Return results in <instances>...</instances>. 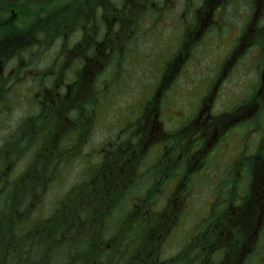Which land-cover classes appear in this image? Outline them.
<instances>
[{
	"label": "flooded vegetation",
	"instance_id": "1",
	"mask_svg": "<svg viewBox=\"0 0 264 264\" xmlns=\"http://www.w3.org/2000/svg\"><path fill=\"white\" fill-rule=\"evenodd\" d=\"M66 4L67 0H0V54L17 59L0 61V119L13 117L21 100L29 111L0 135V183L14 184L16 212L25 222L35 221L69 167L81 161L86 165L80 179L54 193L78 196L91 189L99 206L111 204L115 213L145 215L136 230L129 215L127 223L110 222V216L96 223L98 254L83 255L84 260L199 264L203 254L195 251L200 249L210 254L205 264H264V7L243 20L230 51H235L232 61L217 64L193 113H182L171 104L172 87L184 64H168V78L156 82L119 141L84 153L87 133L100 121L98 86L104 85L103 72L110 68L99 56L115 54L114 40L107 37L115 32H104L100 38L101 32L95 31L84 37L83 20L78 21L82 5L69 21ZM36 23L43 34L55 30L54 39L29 30ZM33 54L55 58L18 61L20 55ZM223 82H231V90L220 87ZM222 98L221 109L215 111ZM220 177L226 196L213 184ZM203 179H209L216 197L196 208L193 199L202 195L198 183ZM192 209L198 216L184 226L189 242L167 253L166 246ZM82 230L80 221L78 239ZM149 231L158 242L155 249L147 242ZM104 247L106 255L99 256ZM185 247L192 252L188 259L182 256Z\"/></svg>",
	"mask_w": 264,
	"mask_h": 264
},
{
	"label": "rangeland",
	"instance_id": "2",
	"mask_svg": "<svg viewBox=\"0 0 264 264\" xmlns=\"http://www.w3.org/2000/svg\"><path fill=\"white\" fill-rule=\"evenodd\" d=\"M191 8H187L185 13L181 14V10L183 9V3L182 0H168L169 5L162 6V22H161V31L159 32L156 30L157 26L154 25V22L149 19L146 25L152 26L153 29H141V32H135L133 35V40L136 41L137 47L135 48L133 53L134 56L136 55L135 52H139L140 57H141V47L143 46L144 48L142 51H145L144 54H150L149 50L154 51V58L151 60V62H147L143 67L141 66L142 61L141 58L138 60V58L134 57L130 53L132 48L130 46V43H128L127 47H125L123 54L125 55V62L121 65H117L116 63V70L113 73L110 74V69H107L106 76L104 79H109L108 83H113L114 81H118L119 76H123L124 78H128L132 67L135 66V63L139 62L138 65L135 67L134 71H132V76L131 79L126 80V84H119V86H115L116 89V95L117 98L115 99V102L110 103V112L107 113V116H100V121L98 124H96L88 133L86 136V143H88L85 147L84 153L89 152L90 148H97L98 146H102L107 142L109 139L112 140L114 138L115 133L117 131L118 127V121H119V116L117 115L118 111H125V115H121V120L124 118H129V117H134L136 114H132L131 111L137 112L140 110V103L141 101L135 102L137 99V88L141 87L142 88V93L145 94L143 100L147 97V94H149L154 86V83L161 79L162 74L165 72V68L167 66V58H168V53L170 52L171 48L175 51L178 49V45L176 46L174 42H176L175 37L177 34L173 33L178 30V24L182 22L183 17L186 14V16H189L192 13V11L200 5L201 0H191ZM250 0H231V2L224 7H222V10L218 11L216 15L213 16L214 22L213 27L209 30L206 28V32L209 31V34H205L202 36L200 40L199 47H195L197 51L199 50V57L197 58V62L194 60L192 63L194 64H200L202 68H206V71H209L212 67L211 62L214 61L215 59V53H213V47L211 46L210 43V36H213L215 34V40H214V45L215 49L214 51L219 55L224 54L225 52L228 51L229 48H226L225 50H222V43L225 41V36H227V41L226 44L232 39L237 30L238 26H241L243 23V15L246 12V9L250 10ZM181 17V18H179ZM191 19V18H190ZM185 22V21H184ZM224 24L223 31L224 33H219L216 30L218 29L219 31V26ZM185 31V26L182 27V33ZM169 32V33H168ZM217 32V33H216ZM164 33H167L164 35ZM164 39H162V38ZM175 39V40H174ZM171 42L170 44L168 43ZM165 43V46H163L161 49L160 46L162 43ZM233 42L230 43L232 45ZM148 47V48H147ZM165 53V54H164ZM55 56L53 54L49 55H35L34 58L36 61H45L49 62L51 58H54ZM133 58V59H132ZM133 62V64H132ZM41 66H44L43 63ZM142 67V70H140ZM137 75L139 76L138 79L133 80L132 78ZM122 77V78H123ZM205 78V75L200 73L197 77L194 78V81L191 82L189 81L190 77L189 75L184 72L179 76V82H178V87L177 90L174 91L176 94L175 99L177 102L180 103L181 107H178L179 109H183L182 106H189L191 108H195L197 105L198 100L195 98L188 97L192 95L190 90L194 86V91L195 93L197 91V86L202 82V80ZM236 76L234 77V79ZM121 79V78H120ZM29 84L26 83L24 84L21 88L23 91H25V88ZM234 84V83H233ZM237 84V83H236ZM121 86L123 89L126 90L125 93L122 91H117V87L121 89ZM232 83L227 82L226 83V90H231ZM231 95V94H230ZM102 100L104 98L102 97ZM135 102V103H134ZM134 103V109L132 110L130 105ZM28 103L25 101H18L17 107L14 110L13 117L8 118V116L5 117V119L2 117L0 120L3 122H0V135L3 133V130L6 129L8 125L14 124L17 119L21 118L22 116L26 115L29 113L28 108H27ZM123 114V113H122ZM180 119H183L181 117ZM171 125V123L169 124ZM22 165V163H19ZM86 164H81V161L79 162H74L72 166L69 167L67 171V177H65L64 181L58 186L51 191V195L49 196L47 202L49 204L53 203L55 198L59 196V193H55L52 195L54 192L61 191V189H64V185L66 184V187L68 188L75 182H77L80 178V170L85 167ZM18 170L20 167L17 168ZM211 171H207L206 174H210ZM11 175L13 171H10ZM214 185L217 186L218 193L221 196H226L227 192L225 189V184L222 182V178L220 177L218 180L213 182ZM200 192L201 194H196L195 199L193 201L195 202L196 206L194 207H205L209 201H213V199L216 197L215 192L213 188H211V184L202 182L200 185ZM219 195V196H220ZM51 197V198H50ZM189 201L193 204L192 197L189 198ZM190 204V206H192ZM210 211V210H209ZM195 210L192 209L191 213L185 216V219L182 221V226L175 232L174 234V240L169 242V244L166 246V252L167 253H173L176 250L180 249L182 246L183 242L185 241V228L184 226L189 222L193 223L196 222L194 220L195 217H197ZM44 217V216H42ZM110 222H113L111 220ZM3 224L6 225V221H3ZM260 263V261H259Z\"/></svg>",
	"mask_w": 264,
	"mask_h": 264
},
{
	"label": "trees",
	"instance_id": "3",
	"mask_svg": "<svg viewBox=\"0 0 264 264\" xmlns=\"http://www.w3.org/2000/svg\"><path fill=\"white\" fill-rule=\"evenodd\" d=\"M158 1L159 0H68L66 6L68 9V20L70 21V15L75 13L79 6L82 5V14L79 16L78 21L83 20L85 33L95 31L101 33L106 31L116 32L115 35H108L107 37L117 42L115 52L118 51L119 53H116L118 55L124 48L123 43L128 41L129 35L132 34L133 30L136 28L138 30V20L143 17V15L148 13L152 5L157 6ZM213 2L214 0H201V4L195 14H202L208 8L210 10ZM148 5L150 7H147ZM115 19L120 20L118 23L119 26L113 27L112 24ZM192 20L193 23H191V25L184 31V38L189 42L182 45V48L184 49H188L189 44L190 46L194 45V43H192L193 33L199 30L202 25L201 21L199 23V21L194 20L193 18ZM51 26H55L54 22L51 23ZM29 30H33L35 33L43 34L37 23L35 25H31ZM55 35V30L50 32L48 29H46L43 34V36H48L52 38V40ZM102 37H104L103 34L100 38ZM120 42L122 43L120 44ZM7 56L8 55L0 54V61L5 60ZM19 58L20 59H18V61L27 59L32 62L34 60V55H20ZM104 60L103 54H100L99 61L105 63L110 61ZM172 62H175V60L172 59ZM90 191L91 189H87L88 194L86 195L76 196L74 193L68 195L65 197L60 210L57 213L52 214L50 217H46L44 220H41L39 225L34 223L21 230H17V221L12 214L10 215L11 218L9 219V223L7 225L0 222V264H32L33 257L35 255H41L44 263L56 264L52 261V254H56L60 251L54 250L55 246H57L55 244L59 243H62V245L59 246L60 248L68 250L75 258L74 261L69 262V264H94L92 262L93 260L97 261L96 264H98L99 257L92 260H84L83 257V255H85L89 258H93L98 254L95 250L93 238V234L96 231V223H101L103 220H107L110 216L111 220L116 223H127L131 220L135 230L137 229L136 227L143 225L145 217L143 213H138L136 211L115 213L113 211H116V206H110L111 204L99 206L97 204V196L90 194ZM100 197L103 196L101 195ZM143 206L144 204H141L138 208H143ZM107 207H110V213ZM128 215L130 220L128 219ZM57 219H64L62 223L65 224L58 225L57 227L52 225L51 223ZM80 221L83 222V230L81 237L78 239L76 236V224ZM41 225L43 226L35 231V228ZM45 225H48L46 227V232L48 231L49 233L42 240L36 242V240L41 237L42 231H45ZM33 229L34 232H30L28 240L23 242V246L8 244V241L17 234L26 233L30 230L32 231ZM57 229H60V231L58 232ZM39 231L41 233L37 234ZM64 233H66V235ZM234 234H236V231H234ZM5 237L6 239H4ZM199 238L202 241L204 239L202 234ZM75 242L79 244L76 245L74 244ZM147 242L151 249H155L158 245L157 240L152 236L150 231L147 234ZM6 243L7 245H5ZM18 247L22 248L18 249ZM185 250L188 251L190 248L187 247ZM106 253L107 251L102 249V251L99 252V256L106 255ZM202 254L203 256L199 264H205L206 255L210 256V254L205 252V250L198 249L197 256ZM60 263L65 264L66 262L62 261Z\"/></svg>",
	"mask_w": 264,
	"mask_h": 264
},
{
	"label": "bare ground",
	"instance_id": "4",
	"mask_svg": "<svg viewBox=\"0 0 264 264\" xmlns=\"http://www.w3.org/2000/svg\"><path fill=\"white\" fill-rule=\"evenodd\" d=\"M198 57H199V54L196 53L193 48H189V49L185 50L184 52L177 54L174 57L175 62H173V67H175V66L181 67V65L184 64V66L180 68L181 69L180 72H184L185 74L187 73L190 77L189 80L191 82H193L194 78L203 72V74L205 75V78L197 86V91H202L203 88L207 85L209 79L212 78V76L210 74V70L206 71V68H202L200 64L192 63V61H194V60L197 62ZM108 80L109 79L103 78L104 85L98 86L99 91H101V90L108 91L109 90L111 83L109 84ZM224 86H226L225 82H223L220 87L223 88ZM193 88H194V86H193ZM225 89H226V87H224V90ZM223 97H224V94H223ZM63 220L57 219V220H54V222H52L51 224L57 227L58 225L65 224V223H62ZM42 226L43 225L36 227L35 231H37ZM47 226L48 225H45V231H42L41 237H39V239H37L36 242L42 240L49 233L48 231L46 232ZM30 232H34V229L32 231L30 230L29 232H26V233L17 234L16 236H14L12 239H10L8 241V244L9 245H15V246H23V242L25 240H28V236H29ZM40 233H41L40 231L37 232V234H40ZM33 240H35V239H33ZM29 241H27V242H29ZM5 245H7V243ZM21 248L22 247H18V249H21ZM103 249L106 250V247H104ZM52 261L56 264H59L62 261H65L66 262L65 264H69V262L71 261V253L66 249H61L56 254H52ZM32 264H49V263H44L42 261L41 255H35L33 257Z\"/></svg>",
	"mask_w": 264,
	"mask_h": 264
}]
</instances>
